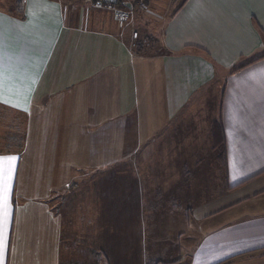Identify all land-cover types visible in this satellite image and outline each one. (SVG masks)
<instances>
[{"label":"crops","instance_id":"1","mask_svg":"<svg viewBox=\"0 0 264 264\" xmlns=\"http://www.w3.org/2000/svg\"><path fill=\"white\" fill-rule=\"evenodd\" d=\"M153 1L0 0V139L23 135L19 150L0 151L16 157L0 159V187L12 169L3 264H62L67 239L77 261L83 235L104 263H124L110 258L111 205L117 251L139 263L160 250L178 264H264V0ZM119 8H136L152 32L116 19ZM208 95L219 102L203 145L179 122ZM217 118L224 163L212 151Z\"/></svg>","mask_w":264,"mask_h":264},{"label":"rangeland","instance_id":"2","mask_svg":"<svg viewBox=\"0 0 264 264\" xmlns=\"http://www.w3.org/2000/svg\"><path fill=\"white\" fill-rule=\"evenodd\" d=\"M88 1H90V0H88ZM5 2L6 1H4V3ZM90 4H91V2H90ZM165 4H166V0H154L152 2V4H151V7L149 6V9H152V7L165 8V6H163ZM139 5L141 7H144L145 3L142 2ZM171 5H173L172 2H171ZM171 5H169V7L166 8L165 10L171 9L172 8ZM66 6H68V4ZM137 9H139V8H137ZM134 10H135V12H134ZM134 13H135V16L132 17ZM137 15H138V13L136 11V8L135 9L134 8H130V13H129L128 18L124 19V20H121L115 15V12H114V16H115L116 19L121 20V21H127L129 19L132 20L133 18L134 19L136 18L137 23H139L142 27L144 25L145 29H143V30L146 33L152 32V29L150 28L149 22L147 23V22L144 21V22L140 23V19H143V18H140ZM218 92H219V88L217 89V93ZM140 98L142 99V95L140 96ZM141 99H140V103H139V108H140V106L142 104ZM218 102H219L218 96H217L216 102H213V98L210 99L209 95L207 97H204L203 102H200V103H202V107L200 109L196 110V116L193 117V118H187V117L190 116V113L187 112V110H185V113H183V119L179 122V124H182L184 122V126H188L189 127V129H186V130L184 128H182V129H184V134H186V135L189 134V139H200V140H202V144L203 145L205 143L209 144V139H205V137L203 135L205 134V132H206V135H207V130H208L207 120L209 118V115H208L209 108L212 106V109H214L213 104L214 105L217 104V106H218ZM209 103L211 105H208ZM204 104H206V105L204 106ZM207 105H208V107H207ZM153 115L154 114H152V116ZM205 118H206V121H205ZM160 123L162 124L163 121L158 116V124H160ZM3 131H4V128H0V133H2ZM122 139H124V138H120V136L118 137V136H114L113 135V138H111V140H110L111 146H113L112 151H115V152L118 153V149L121 147V142L123 141ZM13 140L14 139H0V151L7 150V147H4V146H8V145H4L3 144L4 141H9L10 142V141H13ZM126 140H130V139H126ZM142 140H144V139H142ZM12 146H13L12 148L16 147L13 144H12ZM208 150H209V148L207 146L206 151H208ZM212 151H213V149H212ZM112 155H113V159L111 160V163L115 165V163H117V157H115V155L113 153H112ZM109 180L116 181L117 177L115 178L114 176H111L109 178ZM110 189H111V191L104 195V197H103L104 201H106V200H108L109 202L111 201L112 197H109V196H111L110 194L113 192V190L116 189V184L112 183L110 185ZM57 199H59V198H57ZM59 200H61V199H59ZM59 200L56 201V207L59 204ZM67 209H69L68 206H67ZM67 209L62 208L61 211L64 214L63 215L64 222H65L64 228H65V231H66V234H67V238H68L69 236H71L70 235L71 230H70V224L68 222L69 221V217H68V211H66ZM109 212H110V217H109V223L106 226V233H109V238H111V239L108 240V244L111 246L110 249H112V251L110 252V256H111L110 258H113L114 256L115 257L117 256V258L120 259V260L122 258L125 259L124 263H120L118 260H117L118 261L117 262L114 259L115 262L113 263V261H112L111 264H118V263H120V264H148L151 261H161L160 264H162V263H170V261H166V260H171L172 257L167 254L168 252L161 253L160 250H158L157 254L154 257H152L151 260H148L145 263H139L137 257H135L133 253H130V252L118 253V251H117L118 250L117 245L119 243L118 238L122 237L120 235H123L124 228H123V225H121L119 223L117 224V216H116L117 209H116V207L111 205V208L109 209ZM72 233H74V235H75V232H72ZM78 235H83V234L81 232H78ZM84 236L85 235H83L82 237H84ZM82 237L79 238V236H77V239L79 240V242H81V244H83V247H82L83 250H81L82 256L80 255L77 261L71 260L70 256H69V250H68L69 246H68V244H70V240L67 239L66 242L63 243V256H62V261H61L62 264H75V263H81V264H106V263H104V260L107 259L109 257V255L106 254L105 252L103 253L102 250L98 249L97 246L94 247L95 243H92V245L90 244L89 248H86L85 247L86 239L82 238ZM77 254H79V253H77Z\"/></svg>","mask_w":264,"mask_h":264},{"label":"trees","instance_id":"3","mask_svg":"<svg viewBox=\"0 0 264 264\" xmlns=\"http://www.w3.org/2000/svg\"><path fill=\"white\" fill-rule=\"evenodd\" d=\"M122 2H123V0H118L116 5L124 7ZM16 8H18V6H16ZM17 16L19 18L24 17V13H23L22 9L17 13ZM144 42H145L144 39L136 42L137 50L139 47L143 46ZM12 131L13 130H9V134L6 137V139H14V140L10 141V142L5 141L6 143H4V145H8V146H5V147H7V149L19 150L21 145H22V142H23V139H22L23 135L22 134L21 135H19V134L15 135V134H13ZM210 132H211V136L213 138L212 139V141H213L212 149L217 153L216 158L219 162L224 163V161H225V154H224L225 150H224V139H223V135H222L220 118H217V120L216 119L212 120ZM12 144L15 145L16 147L12 148L13 147ZM226 262H227V260H224V261H221V262L216 263V264H225ZM160 263H161V261H151L148 264H160ZM178 263H179L178 261H174V262L162 263V264H178Z\"/></svg>","mask_w":264,"mask_h":264},{"label":"snow or ice","instance_id":"4","mask_svg":"<svg viewBox=\"0 0 264 264\" xmlns=\"http://www.w3.org/2000/svg\"><path fill=\"white\" fill-rule=\"evenodd\" d=\"M3 74L0 72V80H2ZM6 159L9 162L15 161L16 157L0 158ZM11 167L8 170L7 177L3 180L2 187H0V213H2V227H0V264H3L4 252L6 248V229L9 218V192L11 187Z\"/></svg>","mask_w":264,"mask_h":264},{"label":"built area","instance_id":"5","mask_svg":"<svg viewBox=\"0 0 264 264\" xmlns=\"http://www.w3.org/2000/svg\"><path fill=\"white\" fill-rule=\"evenodd\" d=\"M129 13H130V9L127 8H119L115 10V15L121 20L127 19Z\"/></svg>","mask_w":264,"mask_h":264},{"label":"water","instance_id":"6","mask_svg":"<svg viewBox=\"0 0 264 264\" xmlns=\"http://www.w3.org/2000/svg\"><path fill=\"white\" fill-rule=\"evenodd\" d=\"M104 3H107V4H116L118 2V0H103ZM123 5H125L126 7H129L130 4L129 3H125V2H122Z\"/></svg>","mask_w":264,"mask_h":264}]
</instances>
